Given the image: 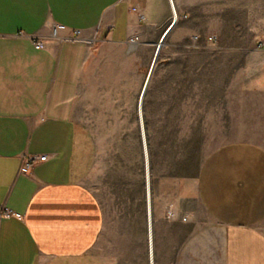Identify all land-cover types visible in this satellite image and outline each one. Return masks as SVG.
<instances>
[{
	"label": "crops",
	"instance_id": "1",
	"mask_svg": "<svg viewBox=\"0 0 264 264\" xmlns=\"http://www.w3.org/2000/svg\"><path fill=\"white\" fill-rule=\"evenodd\" d=\"M173 4L163 48L176 50L162 49L143 105L148 203L141 137H123L115 185L95 129L137 123L169 0H0V264H264V0ZM55 25L60 43L37 49ZM198 137L219 146L194 210L173 145ZM24 155L47 160L25 175Z\"/></svg>",
	"mask_w": 264,
	"mask_h": 264
},
{
	"label": "rangeland",
	"instance_id": "2",
	"mask_svg": "<svg viewBox=\"0 0 264 264\" xmlns=\"http://www.w3.org/2000/svg\"><path fill=\"white\" fill-rule=\"evenodd\" d=\"M217 44V43H216ZM208 46V45H207ZM209 48H211L210 46H208ZM163 52H162V57H169V55L171 54V52L173 50H176L175 48H162ZM213 49V48H211ZM216 49V48H215ZM162 51V50H161ZM155 55H153L150 58V61L147 65V67L145 68V79L146 76L148 77V73L149 70L151 68L153 59H154ZM162 59V58H161ZM164 59V58H163ZM160 60V58H159ZM158 66H166L165 63H160L158 61ZM143 80L142 84L140 85V87L138 88V93L137 96L135 97V100L132 99L131 102V116L133 115V119L137 120V123L134 122V126L131 127L130 129H122L120 127H114V128H97L95 129L97 131L98 137H99V141H100V148L102 152H108L109 157H113L114 159V181H115V185H117V181H120L121 178L117 177V176H121V157H122V139L123 137L126 135V132L129 130V137L130 139V143L132 144L133 139L134 141L137 140V136L139 135L141 137V144L143 146V151H144V155H145V166L148 165V143H147V135H146V129L144 126V120L140 118V113H139V105H140V97L142 94V90L144 87V82H146V80ZM198 86L201 85L199 84ZM153 93V92H152ZM167 99V96L163 97L161 96V99ZM186 98V97H184ZM149 99L147 100L148 103L149 101H151V103H153V99H154V94H152L151 96L147 95V98ZM157 99L159 100L160 97H157ZM145 100V98H144ZM156 100V99H155ZM157 101V100H156ZM195 101L201 104V97H197L195 96ZM168 101L163 100V103H167ZM144 105V102H143ZM149 108V106H147V109ZM159 113L158 112H153L151 110H147V117L148 118H155ZM162 115L164 113H161ZM164 116V115H163ZM132 118V117H131ZM142 118H143V108H142ZM138 119H139V123H138ZM142 123H143V127H144V135H145V142H146V146H147V157L145 154V149H144V144H143V132H142ZM139 124V125H138ZM185 130V129H183ZM136 138V139H135ZM208 139V138H207ZM214 138H209L208 140H211ZM196 142H190V143H178L177 145H173L178 153V159H177V166H176V179H177V184L179 187L180 192H182V195L184 196L186 202L194 209V210H198L200 208V204H199V198H198V176H199V171L200 168L203 164V162L205 161L206 157L211 153L212 150H214L216 147L219 146V144L217 143H213V142H205L204 138H200L198 137L197 139H195ZM203 141V142H201ZM264 145V143H263ZM162 151H167L169 149V145L168 144H161L158 145ZM132 147V146H131ZM130 164L132 168L133 166V159L135 158L133 156V151L130 150ZM167 159H164V155H163V163H166ZM134 167V166H133ZM164 168V165H163ZM146 174H147V166H146ZM148 176H149V169H148V174H147V180H148ZM119 189L115 190V199H120V195L119 193ZM118 192V193H117Z\"/></svg>",
	"mask_w": 264,
	"mask_h": 264
},
{
	"label": "built area",
	"instance_id": "3",
	"mask_svg": "<svg viewBox=\"0 0 264 264\" xmlns=\"http://www.w3.org/2000/svg\"><path fill=\"white\" fill-rule=\"evenodd\" d=\"M132 12L137 13L138 12V8L137 7H133ZM141 18H143L141 16ZM62 35H61V31H60V27L58 25H55L52 27V31H51V38L47 39V40H38L34 42V45L37 49H45V48H52L55 47L56 45H58L60 43V41L62 40ZM194 40H198V37H193ZM208 46H210L211 48L215 49L217 48V44L215 41L214 37H210L208 39ZM260 47L264 48V41H261L259 44ZM47 160L46 156H30V155H24L22 157V165L20 168V172L22 174L28 175L30 173V171L32 170V168L38 163V162H44ZM6 215H11L10 212H6ZM186 220V218L184 219Z\"/></svg>",
	"mask_w": 264,
	"mask_h": 264
},
{
	"label": "water",
	"instance_id": "4",
	"mask_svg": "<svg viewBox=\"0 0 264 264\" xmlns=\"http://www.w3.org/2000/svg\"><path fill=\"white\" fill-rule=\"evenodd\" d=\"M169 3H170V7L172 9V13H173V22L172 24L169 26V28L166 30V32L164 33V35L162 36L158 46H157V50H156V53H155V57L153 59V62H152V65H151V68L149 70V73H148V77L146 79V82H145V85L143 87V90H142V94H141V97H140V105H139V113H140V118H141V121H142V108H143V102H144V98L146 96V93H147V89H148V86H149V82L151 80V77H152V74H153V71L156 67V65L158 64V61H159V58H160V54H161V50L166 42V39L169 35V33L171 32V30L173 29V27L175 26L176 22H177V15L175 13V8H174V4H173V0H169ZM142 132H143V144H144V149H145V154H146V157H147V146H146V142H145V135H144V127H143V123H142ZM147 166V174H148V165ZM147 193H148V203H150V190H149V181L147 180Z\"/></svg>",
	"mask_w": 264,
	"mask_h": 264
}]
</instances>
